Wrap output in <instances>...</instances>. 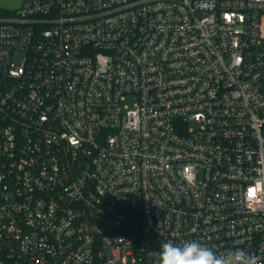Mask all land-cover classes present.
Masks as SVG:
<instances>
[{"label": "built area", "instance_id": "obj_1", "mask_svg": "<svg viewBox=\"0 0 264 264\" xmlns=\"http://www.w3.org/2000/svg\"><path fill=\"white\" fill-rule=\"evenodd\" d=\"M259 187L264 0L0 14V264H157L169 240L264 262Z\"/></svg>", "mask_w": 264, "mask_h": 264}, {"label": "clouds", "instance_id": "obj_2", "mask_svg": "<svg viewBox=\"0 0 264 264\" xmlns=\"http://www.w3.org/2000/svg\"><path fill=\"white\" fill-rule=\"evenodd\" d=\"M262 196L264 187H259L256 190V198ZM157 255V264H264L260 256L250 254L242 248L217 253L196 240L182 244L169 240L161 245Z\"/></svg>", "mask_w": 264, "mask_h": 264}, {"label": "rangeland", "instance_id": "obj_3", "mask_svg": "<svg viewBox=\"0 0 264 264\" xmlns=\"http://www.w3.org/2000/svg\"><path fill=\"white\" fill-rule=\"evenodd\" d=\"M22 4V0H0V9L3 10H16ZM21 57L17 58L16 64H19ZM195 125H191V128H194Z\"/></svg>", "mask_w": 264, "mask_h": 264}, {"label": "trees", "instance_id": "obj_4", "mask_svg": "<svg viewBox=\"0 0 264 264\" xmlns=\"http://www.w3.org/2000/svg\"><path fill=\"white\" fill-rule=\"evenodd\" d=\"M3 13V9H0V14H2Z\"/></svg>", "mask_w": 264, "mask_h": 264}]
</instances>
